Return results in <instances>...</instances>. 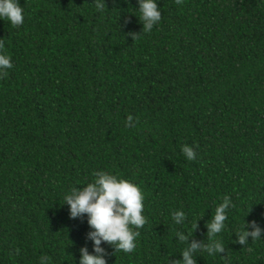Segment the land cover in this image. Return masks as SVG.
<instances>
[{"label": "trees", "instance_id": "16d2710c", "mask_svg": "<svg viewBox=\"0 0 264 264\" xmlns=\"http://www.w3.org/2000/svg\"><path fill=\"white\" fill-rule=\"evenodd\" d=\"M103 2L20 0L24 24L0 20L13 64L0 76V264L95 254L87 216L63 203L97 171L138 185L147 218L134 252L101 245L107 264H182L226 195L225 252L195 264H264V240L235 242L244 221L264 228V0H157L148 33L138 0Z\"/></svg>", "mask_w": 264, "mask_h": 264}, {"label": "clouds", "instance_id": "9594fccd", "mask_svg": "<svg viewBox=\"0 0 264 264\" xmlns=\"http://www.w3.org/2000/svg\"><path fill=\"white\" fill-rule=\"evenodd\" d=\"M183 0H176L177 4H182ZM138 19L143 24L144 33L151 32L162 18L161 10L157 0H138ZM97 11H102L105 7L103 0H96ZM0 20L8 21L11 26H21L25 21V10L20 5V0H0ZM3 44L0 42V50ZM13 67L10 55L0 51V76L7 75V70ZM132 115L127 116L126 125L134 127L135 123ZM181 152L189 161L197 159L196 149L189 145L181 146ZM144 196L141 188L133 182L120 178L117 175L106 171H97L93 174L91 182L84 184L82 189L72 187L64 194V203L69 206L70 218L77 219L87 216V223L92 229L88 238L93 242V252L90 254L87 248H82L79 264H107L105 259V249L101 246L108 243L114 246L118 252L132 253L137 247L139 230L147 223L144 212ZM235 207L231 197L224 196L222 202L215 208V213L211 223L207 225L209 242L207 244L191 243L182 250V264H195L193 253L198 251L206 252L210 256H215L225 252V245L219 235L226 229L228 220V210ZM249 215V214H248ZM247 215V216H248ZM171 219L176 225H181L186 220V214L182 210L171 213ZM197 228V223H193L192 231ZM251 228V231L247 229ZM181 242H187L188 236L176 232ZM237 240L235 242L245 246L249 238L252 241L264 240V228L257 225L256 221L246 224L236 231ZM19 250H17L18 252ZM50 264V258L41 256L39 264Z\"/></svg>", "mask_w": 264, "mask_h": 264}]
</instances>
